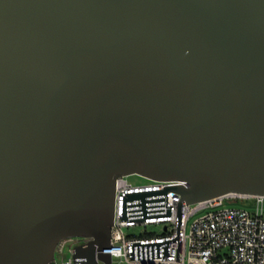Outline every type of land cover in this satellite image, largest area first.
I'll list each match as a JSON object with an SVG mask.
<instances>
[{
  "label": "water",
  "instance_id": "95a60500",
  "mask_svg": "<svg viewBox=\"0 0 264 264\" xmlns=\"http://www.w3.org/2000/svg\"><path fill=\"white\" fill-rule=\"evenodd\" d=\"M125 175L264 196V0H0V264H97Z\"/></svg>",
  "mask_w": 264,
  "mask_h": 264
},
{
  "label": "built area",
  "instance_id": "2783aa9c",
  "mask_svg": "<svg viewBox=\"0 0 264 264\" xmlns=\"http://www.w3.org/2000/svg\"><path fill=\"white\" fill-rule=\"evenodd\" d=\"M129 177L116 180L110 246L96 250L97 264H106L100 252L111 255V264H264V196L187 203L172 188L185 182L140 176L146 181L134 183ZM229 198L253 200V208L226 206ZM136 226L143 228L140 234L126 233ZM88 241L62 240L56 252L68 248L69 257L59 264H84L85 258H75V248Z\"/></svg>",
  "mask_w": 264,
  "mask_h": 264
},
{
  "label": "rangeland",
  "instance_id": "374dc122",
  "mask_svg": "<svg viewBox=\"0 0 264 264\" xmlns=\"http://www.w3.org/2000/svg\"><path fill=\"white\" fill-rule=\"evenodd\" d=\"M129 180L134 182V183H144L146 180L143 177H140L138 175H130ZM225 205L226 206H232V207H244L251 209L253 208V200H247V199H242V198H236V199H226L225 200ZM149 230H155V228L149 227ZM143 228L140 226L132 227V228H127L125 231L127 234H140L142 232ZM69 257V252L68 248H65L63 253L61 252H56L55 260L52 261L50 264H59L62 259L67 260Z\"/></svg>",
  "mask_w": 264,
  "mask_h": 264
}]
</instances>
